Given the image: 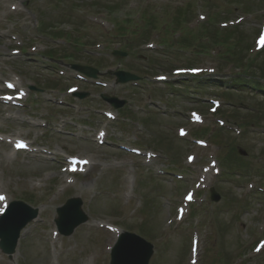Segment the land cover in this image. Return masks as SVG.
I'll return each instance as SVG.
<instances>
[{
  "label": "rangeland",
  "instance_id": "374dc122",
  "mask_svg": "<svg viewBox=\"0 0 264 264\" xmlns=\"http://www.w3.org/2000/svg\"><path fill=\"white\" fill-rule=\"evenodd\" d=\"M263 31L264 0H0V211H39L0 264H110L125 231L154 246L150 264H264ZM75 65L103 75L84 80ZM110 69L142 82L117 85ZM72 158L93 167L65 174ZM76 198L87 224L56 235Z\"/></svg>",
  "mask_w": 264,
  "mask_h": 264
},
{
  "label": "water",
  "instance_id": "95a60500",
  "mask_svg": "<svg viewBox=\"0 0 264 264\" xmlns=\"http://www.w3.org/2000/svg\"><path fill=\"white\" fill-rule=\"evenodd\" d=\"M77 69L89 77L97 78L98 72L92 69L79 67ZM118 77L122 83L136 81L138 79L135 76L125 73L118 74ZM103 98L112 102L116 108L122 106L116 100L109 99L105 96ZM212 199L216 202L219 201V197L214 193ZM81 207V200L73 199L58 210V224L61 232L65 236H71L76 228L88 221ZM37 216V210L31 209L22 202H14L12 204L8 213L0 219V247L5 254L12 256L15 253L21 232ZM153 253L154 247L150 243L136 235L125 234L113 251L111 264H149Z\"/></svg>",
  "mask_w": 264,
  "mask_h": 264
},
{
  "label": "bare ground",
  "instance_id": "6f19581e",
  "mask_svg": "<svg viewBox=\"0 0 264 264\" xmlns=\"http://www.w3.org/2000/svg\"><path fill=\"white\" fill-rule=\"evenodd\" d=\"M13 10H14V9H13ZM14 11H16V10H14ZM15 101H16V100H15ZM11 146H12V145H11ZM87 160H88V159H87ZM88 161H89V160H88ZM89 162H90V161H89ZM92 167H93L92 164H89V165H88V168H92ZM83 168H87V163H84ZM64 173H65V174H68V173H70V171H67V170H66V171H64ZM71 173H74V171L72 170ZM4 202H5V200L3 201V203H4ZM3 208H4V207H3ZM3 208H2V209H3ZM2 211H3V210H2ZM2 211H0V215H1ZM117 233H118V232H117Z\"/></svg>",
  "mask_w": 264,
  "mask_h": 264
},
{
  "label": "trees",
  "instance_id": "16d2710c",
  "mask_svg": "<svg viewBox=\"0 0 264 264\" xmlns=\"http://www.w3.org/2000/svg\"><path fill=\"white\" fill-rule=\"evenodd\" d=\"M233 33H234V31H229V32H228V38H229V37H232V36H233ZM226 41H227V39H226ZM240 53H241V52H240ZM236 55H237V53H234V54H233V56H236ZM240 55H241V54H240ZM239 61H240V59H239ZM238 80H239V82H240V81H242L243 79L241 80V78H240V79H238Z\"/></svg>",
  "mask_w": 264,
  "mask_h": 264
},
{
  "label": "snow or ice",
  "instance_id": "6c2138e0",
  "mask_svg": "<svg viewBox=\"0 0 264 264\" xmlns=\"http://www.w3.org/2000/svg\"><path fill=\"white\" fill-rule=\"evenodd\" d=\"M261 43L264 44V37L261 38ZM2 199V198H0Z\"/></svg>",
  "mask_w": 264,
  "mask_h": 264
}]
</instances>
